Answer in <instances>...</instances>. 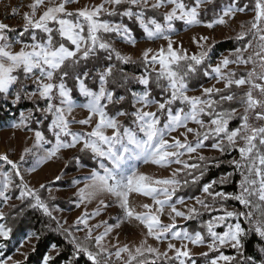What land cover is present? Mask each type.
Masks as SVG:
<instances>
[{
	"label": "snow or ice",
	"instance_id": "1",
	"mask_svg": "<svg viewBox=\"0 0 264 264\" xmlns=\"http://www.w3.org/2000/svg\"><path fill=\"white\" fill-rule=\"evenodd\" d=\"M76 2L33 0L29 11L22 16L23 27L19 31L0 22V101L15 106L30 100L34 105L26 113L21 112L19 120L11 125L13 129L33 132L32 147L24 148L18 161L11 160L7 154L0 155L3 162L0 201L8 204L12 197L7 193L16 188L19 190L16 200L24 203L25 198H30L31 208L56 220L52 213L58 209H51L39 191L25 183L21 168L29 164L26 157L32 160L30 166L24 167V172L31 173L53 158L59 159L62 150L78 149L92 163L84 165L80 157H73L78 168H88L86 176L73 181V184H83L77 190L79 202L75 206L79 208L93 200L98 201V206L91 214L78 217L76 224L68 228L57 220V228L73 245L68 264L78 261L81 254L90 264H198L189 245H204V234L200 230L178 227L176 221L177 218L198 220L205 212L223 213L200 222V228L206 229L211 238L206 244L209 251L229 245L239 257H244V239L249 233L254 232L264 240V0H228L227 3L224 0H102L95 7L68 11V5ZM205 5H212L204 8L205 16L212 13L207 20L201 18V8ZM168 6L170 10L162 20L146 14ZM41 7L44 11L38 14ZM248 11L253 13L252 18L240 25L241 30L235 36L236 41L243 43L215 65L211 46L206 44L207 37L193 38L198 49L193 53L177 46L172 38L177 32L175 21L187 27L213 29L226 25L238 13ZM105 14L120 20L103 19ZM124 18L138 24L146 40L167 41L166 48L162 46L156 54L150 56L152 49L143 52L145 71L140 75H130L111 63L113 57L123 64L131 62L130 56L114 47L116 38L130 46L137 43ZM17 45L19 50L14 51ZM232 64L249 66V70L244 74L228 70ZM201 73L215 83L210 87L190 86V81ZM69 79L74 80V87L85 102L80 103L73 97ZM86 80H91L96 88L89 87ZM30 83L35 87H30ZM133 83L142 86L141 89L134 90ZM217 84L222 87H216ZM153 85L159 90L158 98L153 95ZM242 88L245 90L238 91ZM194 91H199L200 95L188 94ZM39 101L44 102L43 107ZM77 108L86 110V119H69ZM153 108L155 111L151 110ZM35 112H39L42 119L36 117ZM45 120L49 121L47 131L54 143L39 128ZM233 120L239 123L230 128ZM30 121H35L37 127H29ZM73 124L86 125L91 130L73 132ZM189 135L194 138L191 142ZM207 141H211L210 148L221 156L239 154L227 161L233 172L204 184L203 198L189 197L198 207L180 210L177 205H184L185 198L174 200L177 191L189 183H198L211 166H220L217 158L199 155L201 149L208 147ZM49 144L50 148L45 147ZM191 154L197 155L192 157ZM185 156L196 162L189 163ZM142 164L160 169L173 164L179 167L172 169L170 178L159 179L142 173L139 170ZM6 165L10 168L6 169ZM236 172L240 175L236 192L214 190V185L230 183ZM14 177L19 178V183H15ZM133 193L151 200L141 205V212L129 202ZM104 197L112 199L105 202ZM229 200L237 201L240 208L228 210L226 202ZM113 205L123 213L117 217V223L109 225L102 221L89 226L90 219ZM166 210L171 221L168 224L161 219ZM4 219V214L0 213V220ZM133 220L146 230L139 245L109 247L104 243L114 229ZM242 222L248 227H243ZM81 224L83 228L79 227ZM222 225L225 230L218 233L216 228ZM100 227L103 232L93 237L94 230ZM73 228L76 232L85 231V235L78 238ZM11 231L0 223V238L4 241L10 239ZM148 238L157 244L166 242V250L161 252L159 247L148 244ZM173 241H179V246ZM56 248L53 244L50 250ZM260 252L264 254V247ZM201 255L205 257V264L220 261L264 264V259L258 262L254 257L238 259L220 254L210 258L207 252ZM11 259V256L0 259V264H7ZM52 259L45 254L42 264H49Z\"/></svg>",
	"mask_w": 264,
	"mask_h": 264
},
{
	"label": "rangeland",
	"instance_id": "2",
	"mask_svg": "<svg viewBox=\"0 0 264 264\" xmlns=\"http://www.w3.org/2000/svg\"><path fill=\"white\" fill-rule=\"evenodd\" d=\"M33 2V0H0V22H3L7 25H9L10 28L18 29L23 27V20L22 16L26 11H29V5ZM151 2H154V0H151ZM102 3V0H77L76 3L68 5V11L75 12L78 9H81L83 7H95ZM171 6L168 7H162L157 10L166 13L168 10H170ZM203 8V7H202ZM201 8V9H202ZM13 10H15V15L13 14ZM44 11V8L41 7L38 9V14L42 13ZM253 13L251 11H248L246 14H240L238 13L233 19L229 20L228 23L224 26L217 25L213 29H208L203 26H196V27H187L184 26L182 29H177L176 34L173 35V40L176 42L177 46H182L184 49H187L189 53H193L198 51L196 44L192 42L193 38H199V37H207L206 44L212 45L213 43L221 40H225L229 37H235L236 34L241 30L240 25L242 23H245L249 21L252 18ZM137 43L135 46H130L128 44L121 43L118 41L117 45L118 48L124 53V55L130 56L131 59L142 57V54L147 49H152V53H150V56L152 54L158 53L159 49L163 46L166 48L167 41L164 40H155V41H148L145 37L141 39H137ZM19 50V45L16 46L14 51ZM229 52L222 53L218 58L214 59L212 61L213 65L219 60L220 58L224 56H228ZM247 66H237V65H229L228 70H232L234 68H239ZM158 68V65H157ZM215 83L213 80H208L203 85L205 87H210ZM31 84V83H30ZM32 87H35L32 85ZM216 87H222V84H217ZM189 95H200L199 91L189 92ZM80 103L85 102L84 98L81 100H77ZM44 106V105H43ZM41 106V107H43ZM155 111V108L151 109ZM25 112V111H24ZM27 112V111H26ZM25 112V113H26ZM21 113V112H20ZM19 113V116H20ZM88 113L86 110L82 108H77L74 113L69 117L70 120L72 119H86ZM19 120L18 118H9L8 120H5L3 122H0V155L7 154L9 158L13 161H18L21 153L23 152L24 148L28 147L31 148L33 141H34V135L33 132L28 131L26 129H13L11 127L12 123ZM190 127H196L195 125L190 124ZM91 129L86 125H79V124H73L71 127V131L73 132H86L90 131ZM179 131H183V129H180ZM173 136H176L177 133H172ZM182 139V138H181ZM189 141L191 142L193 140V137L189 135L188 137ZM54 143V140H53ZM52 145H46L45 147H51ZM79 147V146H78ZM77 149H67L62 150L58 155L59 159L53 158L46 164L42 165L41 167L37 168L35 172H24V167H28L31 164L32 157H26V159L29 161L28 165H25L21 168V171L24 173V181L25 183L35 189L36 187L42 185L47 180H55L57 176H60L61 178H67L70 176H77V179H82L84 176L88 174V168L86 167H80L77 169L76 172L72 173L71 175H67L64 171V162L65 160ZM219 152L211 149L210 147H206L204 149H201L199 151V155H203L204 157H209L218 154ZM192 157H196L197 154H191ZM185 160L189 159L188 156L184 157ZM0 165H3V162L0 161ZM6 169L10 168V166H4ZM179 167L178 165L173 164L170 168L166 169H160L155 165L147 164V165H141L140 171L144 174L154 176L155 178L163 179V178H170L172 169ZM83 187L82 183L79 184H73L70 187L67 188H52L51 191H48L49 194L59 197H68L70 195L77 196V190L79 188ZM203 195V193H202ZM105 202L110 201L111 197H104ZM16 200V199H15ZM15 200H9L8 204H4L2 201V205L0 208V213H2L4 210H6L9 205L15 201ZM79 202V198L77 201L74 202V207L70 210H64L61 208H54L58 209L53 211V215L56 217V219L62 224L65 225H75L77 218L81 217L83 214L88 213L91 214L97 209L98 201L93 200L92 202L81 204L79 208L75 206V204ZM129 202L132 206L136 208L137 212L143 211L141 205L143 203H151V200L140 196L138 194H131L129 197ZM195 206V201L191 199H185L184 205H177L178 209L185 210L187 207H193ZM123 213L121 209L115 205L108 207L106 209H102V214L99 216H96L94 219L89 220V226L100 224L102 221L107 222L109 225L117 223V217L122 216ZM162 222L165 224L170 223L171 221L168 219L167 216V210L165 211V214L161 217ZM184 220L181 218H177L176 223H181ZM66 222V223H65ZM80 228H83L84 226L81 224L79 225ZM103 227H100L98 229H95L93 232V236L98 235L99 233L103 232ZM146 230L143 229L142 225H139L137 221H131V222H124L120 225L118 229H114L112 233L109 234V236L105 240V244H107L109 247L111 245L118 244L119 246H123L125 244H128L130 247H134L136 245H139L142 239H144V235L142 233H145ZM77 233H85V231H80ZM30 237V238H29ZM2 239V238H0ZM34 238L30 235H26L24 237H21L18 241V244L14 250V252L10 255L12 257L11 260H7V264L12 263H19L22 261L26 255V253L31 249L33 244ZM148 244L159 247L160 251L163 252L166 250L167 243H161L157 244V242L151 238H148ZM173 243H176L177 246H179V241H173ZM22 244V246H21ZM207 243L201 246H192L189 245V248L191 249L192 256L200 255L201 253L210 252L209 249L206 246ZM230 247L229 245H225L220 248H226ZM219 248V249H220ZM112 251H115L113 248ZM169 255H172L169 253ZM6 259V258H5ZM223 261L218 262L221 263Z\"/></svg>",
	"mask_w": 264,
	"mask_h": 264
},
{
	"label": "trees",
	"instance_id": "3",
	"mask_svg": "<svg viewBox=\"0 0 264 264\" xmlns=\"http://www.w3.org/2000/svg\"><path fill=\"white\" fill-rule=\"evenodd\" d=\"M219 2V0H218ZM228 0H224V3H227ZM212 5H205L201 9V18L204 20L210 19L212 13L208 12L207 16L204 15V8H210ZM149 16H155L158 19L162 20V17L165 13L155 9V10H149L147 13ZM103 19H111L115 21H119V17H108L106 14L102 16ZM124 23L127 24L133 31V35L137 39H141L144 37L143 30L139 27L138 24H136L133 21H129L127 18H124ZM185 25L181 21H175L174 27L176 29H182ZM17 31L22 30V28L16 29ZM114 35V34H113ZM119 38H116V43L114 44V47L120 51L123 55L124 53L118 48ZM243 42L236 41L235 37H229L225 40L217 41L211 45V59L212 61L216 58H218L222 53L224 52H230L234 50L236 47H238ZM103 55V54H102ZM105 63H108L105 61ZM111 63L117 64L118 68H120L122 71L129 73L130 75H140L143 74L145 71V66L143 63V58H135L131 59V62L127 64L120 63L115 60V57H113V60ZM89 66H91V62H89ZM244 66V65H243ZM249 70V66L246 68L239 67L234 68L232 71H235L240 74H244ZM149 72H151V68L148 69ZM209 79L203 77L202 73L198 78H193L190 81V86H198L200 84H204ZM86 84L89 87H92L93 89L96 88V85L92 83L91 80H86ZM74 80L69 79L68 80V87L72 88V95L75 97L76 100H81L83 97L79 95V92L74 87ZM132 88L134 90L139 91L142 86L133 83ZM30 87L32 85L30 84ZM245 89H240L238 91H243ZM153 95L157 98L159 97V90L155 89V86L153 85ZM38 99V98H37ZM40 106L44 105L43 101H39ZM33 102L30 100H23L18 105L12 106L10 102H3L0 101V122H3L5 120H8L9 118H18L20 112H26L29 109L33 108ZM34 115L36 117H41V114L39 112H35ZM207 119V118H205ZM48 120H45L43 124L39 125L40 130H42L45 134V136L51 140H54V138L51 136V133L47 131V124ZM239 123V120H233L230 122V128H235ZM29 127L36 128L37 125L35 121L29 122ZM194 139V138H193ZM193 141V140H192ZM211 141H207L206 145L210 147ZM237 152H233L231 155H223L221 156L220 153L209 156L206 158H217L221 161L220 166H211L205 173V175L201 178V180L196 183L192 184L189 183L186 186H183L180 190L177 191V193L174 196V200L178 197H184L185 199H189V197H196L202 195V187L204 184L211 182L212 180H218L222 175H225L229 172H233V167L230 166L227 161L231 160L234 156L238 157ZM73 157H80L81 162L84 165H91V161L88 159L87 156L80 153L78 149L74 151L64 162V171L67 175H71L72 173L76 172L78 167L76 164V160L73 159ZM189 163L196 162L195 159H187ZM87 168V167H86ZM194 171V170H193ZM78 178L77 176H70L67 178H60L59 180H47L43 183L45 186L44 188H41L40 186L36 187L35 189L39 191L41 198L48 203L49 207L51 209L54 208H61L64 210H70L74 207V202L77 201V197L70 195L68 197H59L49 194V189L52 188H67L73 185V181ZM181 179H183V173H181ZM240 180V175L238 172L234 173V175L231 177L230 183L225 184H217L214 185V190L216 191H224L226 193H232L237 191V182ZM15 183H19V178L14 177ZM19 194V190L16 188H12L7 195L11 196V200H15V196ZM29 200L30 198H25L24 203H21L19 200L13 201L9 207L4 210L2 213L5 216L4 220H0V223L5 224L6 228H11L10 232V239L7 241H4L3 238L0 239V259H5L9 257L15 250L18 241L21 237H24L26 235H30L34 238L33 244L31 249L26 253L24 259L20 261L19 263H12V264H42V259L45 254H48L53 257L52 260H50L49 264H68V261L73 253V245L68 242V240L65 238V234L61 229L57 228V219L53 220L51 217L46 216L43 214L42 211L38 209L31 208L29 206ZM2 205V201H0V208ZM198 207L197 205H195ZM226 206L228 207V210H232L233 208L239 209L240 205L237 201L229 200L226 202ZM223 214L221 212H205L198 220H188L183 221L181 223H178V227H186L189 231L194 230H200L202 234L205 236L206 243L211 241V238L207 236L206 229L200 228V222L201 221H207L212 216ZM53 215V214H52ZM54 216V215H53ZM235 222V221H233ZM73 225H65L64 228H68ZM242 226L247 228L248 226L246 224H243ZM225 230V226H220L216 228V231L218 233H222ZM73 231L75 235L78 238H82L85 233H77L75 231V228H73ZM39 236V239L36 237ZM95 237V236H93ZM55 244L57 246L56 250H50L51 245ZM264 247V240H261L258 236L255 235V233H249L248 237L244 239V248L243 253L244 257H254L258 262L261 259H264V254L260 252V249ZM208 256L210 258H215L216 256L223 254L228 256H237L238 259H243L244 257H239L238 253L235 249L232 247H226V248H220L218 251H212L207 252ZM193 259L197 260L198 264H205V257L200 255L192 256ZM74 264H90L89 261L83 256V254L80 255L78 261L74 262ZM219 264H225V262H221Z\"/></svg>",
	"mask_w": 264,
	"mask_h": 264
}]
</instances>
